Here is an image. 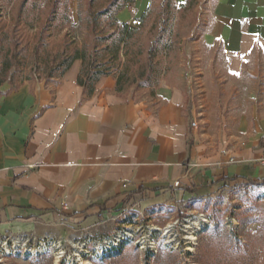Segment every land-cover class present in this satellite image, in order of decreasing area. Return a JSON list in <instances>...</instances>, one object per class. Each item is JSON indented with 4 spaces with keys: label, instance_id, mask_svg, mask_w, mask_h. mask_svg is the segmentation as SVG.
Wrapping results in <instances>:
<instances>
[{
    "label": "crops",
    "instance_id": "obj_1",
    "mask_svg": "<svg viewBox=\"0 0 264 264\" xmlns=\"http://www.w3.org/2000/svg\"><path fill=\"white\" fill-rule=\"evenodd\" d=\"M205 41L220 44L229 70H252L262 83L233 139L219 130L218 142L201 140L184 115L182 88L165 81L152 110L117 92L111 76L85 95L76 83L80 60L53 83H2L0 228L91 219L133 198L143 206L208 198L263 178L264 0H215Z\"/></svg>",
    "mask_w": 264,
    "mask_h": 264
},
{
    "label": "rangeland",
    "instance_id": "obj_2",
    "mask_svg": "<svg viewBox=\"0 0 264 264\" xmlns=\"http://www.w3.org/2000/svg\"><path fill=\"white\" fill-rule=\"evenodd\" d=\"M89 1L69 0L74 22L78 9L84 17ZM152 1L153 13L137 35L143 55L129 65L119 92L152 110L159 84L177 85L184 93V115L197 122L201 140L218 142L219 130L233 139L238 120L256 104L262 83L252 70H229L220 44L206 43L215 0H184L180 8L175 7L177 0ZM150 2L135 0L117 17L138 26L135 19ZM97 6L95 1L93 7ZM3 17L0 27L5 20L3 29L20 44L15 48L27 45L30 50L45 15L33 21L36 27L12 15ZM54 33L48 51L63 41L65 30ZM153 40H158L154 46ZM154 48L156 54L149 62L148 49ZM151 64L157 74L148 80ZM29 70L25 68L23 75ZM36 75L46 82L56 79L47 71ZM0 264H264V184H227L208 198L174 195L147 206L133 198L91 219L72 216L28 229L0 228Z\"/></svg>",
    "mask_w": 264,
    "mask_h": 264
},
{
    "label": "trees",
    "instance_id": "obj_3",
    "mask_svg": "<svg viewBox=\"0 0 264 264\" xmlns=\"http://www.w3.org/2000/svg\"><path fill=\"white\" fill-rule=\"evenodd\" d=\"M97 7H93L94 2ZM135 0H90L88 9L81 16L78 9V20L74 22L70 15L69 0H19L17 4L12 0H0V22H3V15H12L17 20L31 27H36L33 21H40L45 15L44 22L39 25L36 32L35 44L29 50L27 45L20 46L13 41L12 35L0 27V85L10 81L11 88H16L26 80H41L36 71H47L50 78H59L73 64L80 60L81 67L78 72L76 83L83 88L85 95L94 92L95 83L104 76H113L115 90L120 91L122 84L127 80L129 65L138 62L143 55L142 43L138 41L137 35L148 16L153 13V1L145 7L140 16L135 20L138 26L129 24L127 21H120L118 13ZM185 2H176L175 7L185 6ZM169 2L166 4L168 5ZM163 6V5H162ZM160 10V9H158ZM16 20V22H17ZM65 30L63 41L51 51L47 50L51 39L59 32ZM158 40H153L152 45ZM153 48V47H152ZM157 49H148V61L156 54ZM124 58V59H123ZM123 61V62H122ZM52 64V65H50ZM155 64L149 66L150 75H156ZM14 68L8 76L10 69ZM25 68H29V74L24 76ZM43 68V69H42ZM31 72V73H30ZM153 75V76H154ZM15 77L19 81L14 83ZM8 79V80H7ZM192 144V137L188 139ZM264 184V177L258 179Z\"/></svg>",
    "mask_w": 264,
    "mask_h": 264
},
{
    "label": "built area",
    "instance_id": "obj_4",
    "mask_svg": "<svg viewBox=\"0 0 264 264\" xmlns=\"http://www.w3.org/2000/svg\"><path fill=\"white\" fill-rule=\"evenodd\" d=\"M191 125H192V127H197V123H196V121H192ZM229 161H230V162H233V161H235V160H234V158H230ZM258 162H259V164L264 165V155H262V156L258 159ZM178 183H179L178 181H175V182H174V186H177Z\"/></svg>",
    "mask_w": 264,
    "mask_h": 264
},
{
    "label": "bare ground",
    "instance_id": "obj_5",
    "mask_svg": "<svg viewBox=\"0 0 264 264\" xmlns=\"http://www.w3.org/2000/svg\"><path fill=\"white\" fill-rule=\"evenodd\" d=\"M198 228H199V223L196 224V228H194V230L195 229L197 230ZM190 239H193V237H191Z\"/></svg>",
    "mask_w": 264,
    "mask_h": 264
}]
</instances>
